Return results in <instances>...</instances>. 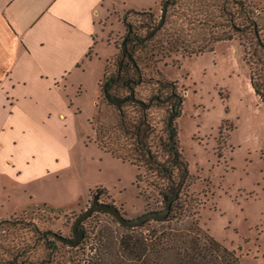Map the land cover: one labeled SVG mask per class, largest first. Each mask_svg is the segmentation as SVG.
<instances>
[{"label":"rangeland","instance_id":"374dc122","mask_svg":"<svg viewBox=\"0 0 264 264\" xmlns=\"http://www.w3.org/2000/svg\"><path fill=\"white\" fill-rule=\"evenodd\" d=\"M159 1H102L105 11L96 19L94 40L81 65L82 91L69 98L71 110L57 131L55 156L46 167L37 162L36 169L20 162L18 173L0 167V264H18L19 255L23 264L46 260L50 250L40 239L42 231L72 237L75 219L96 192L128 218L164 207L149 174L102 148L91 124L107 59L120 52L124 15L139 23L142 17L130 10L151 8L161 18ZM257 3L264 13V0ZM213 48L193 55L173 52L156 63L178 80L184 97L177 124L191 180L179 201L185 202L179 226L197 221L234 251L240 264H264V103L250 83L248 48L238 38L217 41ZM115 58L109 71L115 69ZM103 109L112 119V108ZM104 219L111 215L96 211L84 227L92 235L93 228L108 224ZM107 226L123 231L117 220ZM81 243L57 241L58 264H67Z\"/></svg>","mask_w":264,"mask_h":264},{"label":"trees","instance_id":"16d2710c","mask_svg":"<svg viewBox=\"0 0 264 264\" xmlns=\"http://www.w3.org/2000/svg\"><path fill=\"white\" fill-rule=\"evenodd\" d=\"M166 1V19L156 32L160 17L151 8L130 10L142 17L139 23L124 15L120 52L118 58L107 59L99 81L98 114L91 124L102 148L149 174L164 203L176 192L177 198L165 220L121 226V232L107 226L116 221L111 214V219H104L108 224L93 228L92 235L83 222L81 249L67 264H240L238 255L197 221L179 226L185 209V202L179 201L191 180L177 124L184 97L178 80L169 78L156 63L173 52L198 54L213 50L217 41L238 38L248 48L251 86L264 103V13L257 0L160 2ZM114 58L115 69L109 71ZM147 71L153 74L147 76ZM104 105L112 108V119L104 114ZM93 197L100 198L99 193ZM40 239L50 252L39 264H58L55 253L60 240L44 230ZM21 257L18 264L24 263Z\"/></svg>","mask_w":264,"mask_h":264},{"label":"crops","instance_id":"0c3cea01","mask_svg":"<svg viewBox=\"0 0 264 264\" xmlns=\"http://www.w3.org/2000/svg\"><path fill=\"white\" fill-rule=\"evenodd\" d=\"M102 1L0 0V167L18 173L55 156Z\"/></svg>","mask_w":264,"mask_h":264},{"label":"water","instance_id":"95a60500","mask_svg":"<svg viewBox=\"0 0 264 264\" xmlns=\"http://www.w3.org/2000/svg\"><path fill=\"white\" fill-rule=\"evenodd\" d=\"M167 8H168V1L164 2L162 5L160 22L158 26L156 27V29L154 30V32L158 31L163 26L165 19H166V15H167ZM258 39L259 41H261L259 35H258ZM261 45L264 47L263 44ZM129 58L132 59L131 55H129ZM177 195L178 193L176 192L171 197L165 199V205L162 209L150 210L134 218L126 217L122 213V211L114 204L106 203V202L100 201L99 199H94L93 202L90 204V206L87 207L83 212H81L75 219L73 223V229H72L73 236L72 237L65 236L60 232H56L52 230L45 231L44 233H50L51 235L58 238L63 243L68 244L70 246H77L79 245V243L81 242L83 238V233L79 231L80 225L87 218H89L94 212L96 211L107 212L111 214L119 222L120 225L124 227L138 226L150 220H156V221L165 220L171 212L172 203L177 198Z\"/></svg>","mask_w":264,"mask_h":264},{"label":"flooded vegetation","instance_id":"af4514ba","mask_svg":"<svg viewBox=\"0 0 264 264\" xmlns=\"http://www.w3.org/2000/svg\"><path fill=\"white\" fill-rule=\"evenodd\" d=\"M94 198V197H93ZM97 199H99V198H97Z\"/></svg>","mask_w":264,"mask_h":264}]
</instances>
